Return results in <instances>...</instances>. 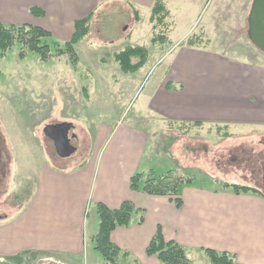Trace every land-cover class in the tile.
<instances>
[{"label":"crops","instance_id":"crops-1","mask_svg":"<svg viewBox=\"0 0 264 264\" xmlns=\"http://www.w3.org/2000/svg\"><path fill=\"white\" fill-rule=\"evenodd\" d=\"M162 1L171 13L166 0ZM155 2L0 0V20L42 27L64 43L71 40L77 21L89 16L93 20L102 8L120 6L139 12V7H146L152 12ZM32 8L43 14H32ZM167 41L171 42L169 37ZM174 45L166 54L169 61L162 76L145 84L147 94L136 117L116 123L101 135L95 132L92 138L100 142L99 148L78 164L63 167L48 163L35 174L36 185L26 206L0 220V260L34 264L35 256L37 264H82L86 232L90 231L92 238L98 232L96 205L118 209L131 201L142 212L134 215L130 226L117 227L111 233L112 242L126 253L120 255L118 264H161L146 252L158 227L167 241L183 246L189 258L194 253L206 255L204 249L209 248L233 255L237 264H264V191L260 187L262 194H237L203 178L213 184L182 186L180 207L169 196L130 188L134 173L152 169L143 166L151 124L194 126L200 131L264 130V64L243 61L193 41ZM145 66L139 71L142 76ZM137 85L140 87V81ZM149 120L143 128L137 124ZM89 204H94L95 216L87 229Z\"/></svg>","mask_w":264,"mask_h":264},{"label":"rangeland","instance_id":"rangeland-1","mask_svg":"<svg viewBox=\"0 0 264 264\" xmlns=\"http://www.w3.org/2000/svg\"><path fill=\"white\" fill-rule=\"evenodd\" d=\"M166 2L172 12L168 11L163 26L151 22V9L146 7L138 8V20L135 10L102 8L90 23L89 34L75 45L76 63L68 54L56 53L54 37L48 39L52 51L45 61L27 50L20 57L19 44L5 53L0 50V216L9 218L26 206L36 185L35 174L44 164H78L99 148L100 142L92 138L95 132L101 135L116 123L136 117L137 107L147 94L145 84L148 79L152 83L162 76L169 61L166 54L178 39L183 40L176 45L193 41L243 61L264 64V53L253 45L248 34L253 0ZM162 34L171 42L161 40ZM128 46L147 48L144 76L139 72L144 66L128 73L115 59V54ZM56 123L75 128L72 143L77 151L66 158L55 152L52 140L44 133L47 125ZM150 123L137 122L142 128ZM151 126L143 166H151L156 174L173 169L184 178H194L196 185L224 180L250 183L264 191V130L238 132L241 128L237 127L200 131L172 123ZM61 160L64 164L59 163ZM217 185L222 186L219 182ZM94 216L95 206L89 204L85 213L87 229ZM190 257L192 264H213L204 254ZM36 259L33 256L34 264ZM81 260L82 264H105L94 248L90 231L86 232Z\"/></svg>","mask_w":264,"mask_h":264},{"label":"trees","instance_id":"trees-1","mask_svg":"<svg viewBox=\"0 0 264 264\" xmlns=\"http://www.w3.org/2000/svg\"><path fill=\"white\" fill-rule=\"evenodd\" d=\"M32 14L42 15L38 8H32ZM135 18L138 20L137 12ZM168 16V9L162 0H156L152 12L151 22L155 26L165 25V20ZM92 16L79 20L75 24V32L71 40L61 44L58 41H53L56 53L58 55L68 54L72 61H78V54L75 45L78 44L90 32ZM159 38L167 41L162 35ZM48 39H53V35L48 30L30 24H4L0 20V50L5 53L15 44L22 46L20 57H24L25 51L36 53L41 60H48L51 56V46ZM156 37L152 42H155ZM137 59L135 62L134 59ZM148 58V50L144 46H128L124 50L115 54V59L120 63L124 72H136L143 67ZM192 177H183L178 175L176 170H168L166 173L156 174L153 170L148 172H136L130 178V188L137 192L146 193L149 195L169 196L175 201L178 207L181 206V189L184 185L194 183ZM216 181V180H214ZM224 189H231L233 192L261 193V190L240 183H229L218 181ZM217 182V183H218ZM142 212V209L137 208L131 201H125L118 209H111L103 203L96 205V213L98 215V232L92 238L94 248L102 255L105 264H118L120 255L126 254L111 240V233L117 227H127L132 223L136 213ZM5 217L0 216V220ZM143 216L139 222H143ZM146 252L148 255H155L161 264H192L191 259L187 255L186 249L179 243L169 240L167 241L158 227L156 234L149 242ZM204 252L209 257L213 264H237L235 257L227 252H219L214 249H204Z\"/></svg>","mask_w":264,"mask_h":264},{"label":"water","instance_id":"water-1","mask_svg":"<svg viewBox=\"0 0 264 264\" xmlns=\"http://www.w3.org/2000/svg\"><path fill=\"white\" fill-rule=\"evenodd\" d=\"M248 34L253 45L264 53V0H253L248 17ZM75 128L72 124L56 123L47 125L45 135L52 140L57 154L66 158L70 153L76 152L72 140L76 138ZM0 264H11L0 260Z\"/></svg>","mask_w":264,"mask_h":264},{"label":"flooded vegetation","instance_id":"flooded-vegetation-1","mask_svg":"<svg viewBox=\"0 0 264 264\" xmlns=\"http://www.w3.org/2000/svg\"><path fill=\"white\" fill-rule=\"evenodd\" d=\"M72 142H73V140H72ZM1 150V149H0ZM56 152V151H55ZM0 164H2V158L0 159ZM0 168H2L1 166H0Z\"/></svg>","mask_w":264,"mask_h":264}]
</instances>
